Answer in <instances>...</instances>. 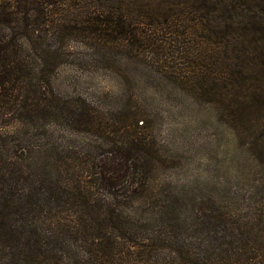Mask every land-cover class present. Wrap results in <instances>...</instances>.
I'll use <instances>...</instances> for the list:
<instances>
[{"label":"trees","instance_id":"16d2710c","mask_svg":"<svg viewBox=\"0 0 264 264\" xmlns=\"http://www.w3.org/2000/svg\"><path fill=\"white\" fill-rule=\"evenodd\" d=\"M238 1L234 12H222L219 0H195L186 9L174 3L165 14H143L137 27L128 10L114 17L94 6L68 16L58 10L71 6L64 0H0V264H134L136 253L171 247L161 236L145 235L138 226L141 217L133 212L149 193L154 146L147 127L136 109L104 110L87 98L55 95L50 76L65 60L59 31L72 33L78 25L97 49L129 43L143 55L160 44L141 27L183 29L186 53L198 45L226 50L222 73L231 79L230 89L241 94L248 89L255 49L251 53L235 39L264 33V24L254 17L238 22L237 16L250 12L246 0ZM45 29L49 39L42 36ZM198 31L204 35L197 37ZM258 45L264 48V39H256ZM208 50L202 54L220 55ZM179 83L196 96L225 89L218 79ZM81 136L104 137L111 148L94 154L78 144ZM202 216L199 225L210 230L214 217ZM223 228L207 232L204 254L182 244L166 258L177 264H221L227 256L235 264L240 245L259 235L243 234L228 221Z\"/></svg>","mask_w":264,"mask_h":264},{"label":"rangeland","instance_id":"374dc122","mask_svg":"<svg viewBox=\"0 0 264 264\" xmlns=\"http://www.w3.org/2000/svg\"><path fill=\"white\" fill-rule=\"evenodd\" d=\"M64 1L71 6L59 7L60 14H81L96 6L116 17L128 10L132 24L138 27L144 21L143 14H165L174 3H184L180 7L186 9L195 0ZM219 1L222 12L240 8L238 0ZM245 5L250 12L236 20L254 17L264 24V0H246ZM72 27V33L59 31L61 37L54 32L65 47L64 64L50 76L55 95L87 98L104 110L136 109L153 141L149 193L133 212L141 217L138 226L145 235L161 236L164 245L171 247L136 253L133 258L139 262L134 264H177L166 256L182 244L202 255L207 232L223 230L227 221L243 234L250 231L259 235L258 239L249 238L252 244L240 245L243 250L236 252L235 264H264V249L260 248H264V48L256 47V39H264V33H242L244 37L235 39L249 52L255 49L248 65L247 92L243 88L236 94L230 89L231 79L222 73L227 68L221 58L226 50L208 47L220 55L207 57L202 54L207 49L198 45L186 53L183 29L141 27L147 28L160 46L138 55L140 48L129 43L120 49H97L88 32L80 33L78 25ZM203 35L198 31L196 36ZM42 36L50 38L48 29ZM248 41L255 42L250 45ZM210 50L209 55L213 54ZM200 77L205 81L218 79L225 83V89H218L215 96H196L179 83L184 78ZM209 99L216 102L210 104ZM105 139L81 136L78 144L98 154L111 148ZM202 215H208L207 220L214 217L210 230L199 225ZM230 261L224 256L221 264Z\"/></svg>","mask_w":264,"mask_h":264}]
</instances>
